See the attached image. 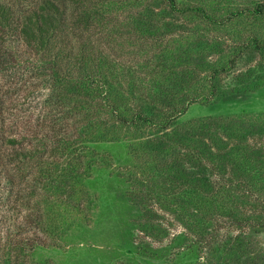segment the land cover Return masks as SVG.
<instances>
[{"label": "trees", "instance_id": "obj_1", "mask_svg": "<svg viewBox=\"0 0 264 264\" xmlns=\"http://www.w3.org/2000/svg\"><path fill=\"white\" fill-rule=\"evenodd\" d=\"M180 3L40 0L19 11L0 2V73L27 53L52 88L45 114L19 115L18 90L0 81V212L18 217L0 264H25L26 249L44 247L41 233L65 239L84 227L72 201L95 192L105 171L104 200L119 222L114 256L127 264H264V112L182 120L194 105L264 87L250 70L220 90L245 49L264 59V0ZM187 12L240 45L219 52L200 24L165 20ZM160 212L184 231L157 249L170 237Z\"/></svg>", "mask_w": 264, "mask_h": 264}, {"label": "rangeland", "instance_id": "obj_2", "mask_svg": "<svg viewBox=\"0 0 264 264\" xmlns=\"http://www.w3.org/2000/svg\"><path fill=\"white\" fill-rule=\"evenodd\" d=\"M176 1L179 3L180 7L184 8L180 0ZM0 2L7 3L21 11L38 4L40 0H0ZM155 6L156 4L151 6V9L156 12L169 9L166 4ZM114 14V16L112 15L114 18L119 15L117 13ZM118 18L121 19L122 17ZM165 20L182 24L186 26L187 31L193 30V28H196V26L200 24L203 27L201 33L204 35V39H207L206 41H214L213 39H215V45L219 44L217 47L219 52L226 51L227 53L233 46L239 44L235 40L236 38H232L222 30L218 31L215 29V31H206V23H204L203 20L190 17V13L188 12L186 14L172 15ZM217 56L218 54L215 52V58L213 57L211 59L215 61ZM30 59L31 55L22 53L20 65H15L0 73V81L2 84L13 86L15 90H18L13 96H16V100L20 105H24V107L22 106V112L20 108L16 110L19 115L27 113L29 109H36L37 112L40 111V104L43 105L47 98L46 96L51 94L52 90L47 81L43 79L42 76L34 73L31 69V64L28 61ZM141 67H146V65H142ZM250 70H253L255 75L264 76V59L258 51L245 49L235 63L233 69L222 75L220 90H232L237 84L238 77L242 73ZM149 71V68H140L141 75H145ZM242 110H248L251 113L264 112V87L256 90L254 93L244 96L237 102H225L216 105H194L189 109L182 120L188 121L206 116H223L226 114L239 113ZM43 113L45 114V112ZM27 122L28 121H25V124ZM31 122H34V119L31 120ZM112 152H114V154L119 152L123 154L122 150H118L117 148L112 150ZM117 162L115 157L111 158V168H115ZM106 172L107 171L103 174L95 173L94 175V178H97L96 180L98 181L96 193L93 191L82 193V198H76L72 201L73 204L79 203V212L81 211L82 216L86 215V225L79 228L74 227L69 230L65 239L56 236L49 237L41 233V237L44 239L43 244H45L42 245L44 246L42 247L43 249L40 247H36V249H26L29 253L25 259L27 260L25 264H127L129 262L127 260L128 256H114V248L118 245L117 231H119V222L115 219L114 215L109 212L110 209L104 200L106 190L104 187L107 186V182L111 183L110 180L107 179L108 175ZM88 194L90 195L88 196ZM1 204L2 198L0 195V205ZM159 217L163 218L164 227L168 229L170 234V237L166 239L164 244L153 245V247L157 249H162L171 242L173 236L182 233L184 229L177 223H172L173 219L163 212L159 213ZM17 219L18 217L13 215V210L11 212H0V259L4 256V251L7 250L6 243L12 240L13 235L17 231ZM171 223L174 226H171ZM24 230L25 231L22 232L23 234L29 232L28 229ZM133 232L137 237L141 234L138 231ZM260 237L264 242V234Z\"/></svg>", "mask_w": 264, "mask_h": 264}]
</instances>
